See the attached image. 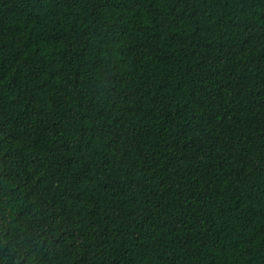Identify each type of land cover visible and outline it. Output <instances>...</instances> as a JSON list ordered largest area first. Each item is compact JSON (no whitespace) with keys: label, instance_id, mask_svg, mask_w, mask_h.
Segmentation results:
<instances>
[{"label":"trees","instance_id":"trees-1","mask_svg":"<svg viewBox=\"0 0 264 264\" xmlns=\"http://www.w3.org/2000/svg\"><path fill=\"white\" fill-rule=\"evenodd\" d=\"M0 264H264V0H0Z\"/></svg>","mask_w":264,"mask_h":264}]
</instances>
